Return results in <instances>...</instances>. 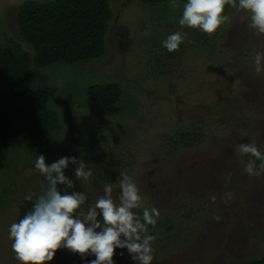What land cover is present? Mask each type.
Returning a JSON list of instances; mask_svg holds the SVG:
<instances>
[{
	"label": "rangeland",
	"instance_id": "374dc122",
	"mask_svg": "<svg viewBox=\"0 0 264 264\" xmlns=\"http://www.w3.org/2000/svg\"><path fill=\"white\" fill-rule=\"evenodd\" d=\"M26 1L31 0H0V43L14 39L32 52L16 24ZM176 2L173 9L172 2L112 0L114 21L104 59L35 69L36 84L48 92L57 121L12 141L5 151L0 264H22L15 258L9 229L33 207L25 196L39 195L46 183L34 170L41 154L49 165L75 156L92 169L84 182L76 179L75 165L64 170L74 182L68 192L86 194L85 210L108 183L114 199L118 197V179L126 171L147 207L155 206L171 220L185 218L180 224L171 222L169 234L158 230L154 235L152 264H241L264 257V173L247 175L244 166L255 158L238 150L254 140L264 154V61L260 72L253 63L257 52L264 53V35L248 27L247 11L238 6L227 11L226 6L231 23L197 40L198 29L179 25L186 2ZM182 27L188 40L177 51H167L162 41ZM105 83L123 90L115 115H100L87 106L88 88ZM194 132L204 137L200 144L175 147L181 136ZM169 135L177 139L168 140ZM58 188L63 194L66 185ZM227 191L236 198L226 207L219 196ZM213 194L215 203L209 199ZM94 258L61 248L46 264H90ZM113 261L138 264L126 248H117Z\"/></svg>",
	"mask_w": 264,
	"mask_h": 264
},
{
	"label": "clouds",
	"instance_id": "9594fccd",
	"mask_svg": "<svg viewBox=\"0 0 264 264\" xmlns=\"http://www.w3.org/2000/svg\"><path fill=\"white\" fill-rule=\"evenodd\" d=\"M228 5L247 11L250 14L248 27L255 34L264 35V0H238V5L237 0H187L179 25L212 35L231 23V18L224 14ZM170 7H178L176 0H172ZM184 27L162 41L167 51H177L188 40ZM262 61L264 53L257 52L253 58L256 72L262 71ZM238 150L255 158L249 159L244 166L247 175L259 177L264 173V154L254 140L241 143ZM69 164L75 165L77 180L87 181L93 174L82 158L64 156L49 165L43 154L37 156L34 170L45 177L46 183L41 185L39 195L25 196L26 201L33 202V207L23 219L10 226L9 239L13 241L15 258L22 264H46L54 259L57 250L66 248L84 259L87 254L94 255L90 264H114L115 250L126 248L138 264H152L155 251L152 245L156 237L149 234L148 226L155 227L161 213L155 206L145 205L137 183L126 171L121 172L118 197L114 199L113 184L108 183L94 206L85 210L82 206L87 201L86 194L67 190L74 187L73 180L64 171ZM58 185H66L63 194ZM235 198L232 191L219 196L226 207ZM209 199L215 203L217 195ZM101 216L102 221L98 219Z\"/></svg>",
	"mask_w": 264,
	"mask_h": 264
},
{
	"label": "trees",
	"instance_id": "16d2710c",
	"mask_svg": "<svg viewBox=\"0 0 264 264\" xmlns=\"http://www.w3.org/2000/svg\"><path fill=\"white\" fill-rule=\"evenodd\" d=\"M111 1L31 0L19 7L16 16L17 29L20 37L32 48V52L14 39H3L4 42L0 43V169L5 164V151L12 141L46 129L57 121L56 114L49 108L48 92L36 84L35 69L58 62L89 64L105 58L106 37L109 26L114 21ZM141 1L147 5L172 2ZM230 7L228 5L227 11ZM205 34L198 30L197 40ZM122 95V87L117 83L93 85L87 91V106L100 115H115L119 112L117 104ZM171 135L166 138L177 139V136ZM202 138L204 139L194 132L181 136L179 143L169 142L178 148L200 144ZM74 191L83 192L79 189ZM185 220H171L169 216H160L155 227L148 226L149 231L155 232L149 234L155 235L158 230L169 234L173 228L171 222L180 224ZM241 264H264V257H255Z\"/></svg>",
	"mask_w": 264,
	"mask_h": 264
}]
</instances>
